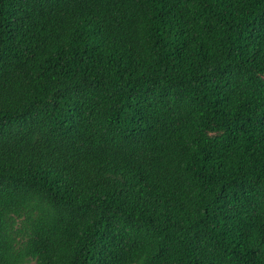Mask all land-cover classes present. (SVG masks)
<instances>
[{
    "label": "trees",
    "instance_id": "obj_1",
    "mask_svg": "<svg viewBox=\"0 0 264 264\" xmlns=\"http://www.w3.org/2000/svg\"><path fill=\"white\" fill-rule=\"evenodd\" d=\"M0 264H264V0H0Z\"/></svg>",
    "mask_w": 264,
    "mask_h": 264
}]
</instances>
